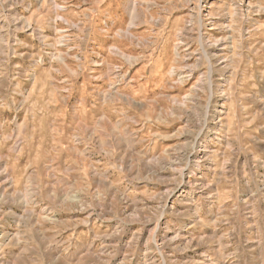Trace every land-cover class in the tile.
<instances>
[{
    "label": "rangeland",
    "instance_id": "obj_1",
    "mask_svg": "<svg viewBox=\"0 0 264 264\" xmlns=\"http://www.w3.org/2000/svg\"><path fill=\"white\" fill-rule=\"evenodd\" d=\"M0 31V264H264V0H0Z\"/></svg>",
    "mask_w": 264,
    "mask_h": 264
},
{
    "label": "bare ground",
    "instance_id": "obj_2",
    "mask_svg": "<svg viewBox=\"0 0 264 264\" xmlns=\"http://www.w3.org/2000/svg\"><path fill=\"white\" fill-rule=\"evenodd\" d=\"M238 9V8H237ZM7 19V18H6ZM1 32V31H0ZM5 39V38H4ZM5 43V42H4ZM226 44V43H225ZM1 47V46H0ZM179 48V47H178ZM9 55V54H8ZM179 56V54L177 53V57ZM216 57V56H215ZM212 58V57H211ZM214 58V57H213ZM211 61V60H210ZM212 62V61H211ZM229 62V61H228ZM211 67V66H210ZM222 67H225V69H227V65H225V66H222ZM211 70V69H210ZM224 70V69H223ZM179 73V72H178ZM182 73V72H181ZM213 72L212 73H210V77L209 78H212V76H213ZM175 75V74H174ZM184 76V75H183ZM185 78V77H184ZM184 78H182V77H180L179 79L181 80V82H184L185 80H184ZM226 81V80H225ZM212 83V82H211ZM210 83V84H211ZM209 85V84H208ZM211 86V85H210ZM187 102V101H186ZM216 112V111H215ZM205 116V115H204ZM207 116H208V112H207ZM216 116V115H215ZM212 117V116H211ZM215 118V117H214ZM205 128V127H204ZM199 132H200V130H199ZM201 133V132H200ZM193 146V145H192ZM195 148V147H194ZM190 161V160H189ZM199 163V162H198ZM197 165V164H196ZM184 176V175H183ZM210 186V185H209ZM198 188V187H197ZM202 189V188H201ZM210 189V188H209ZM165 240V239H164ZM155 243H157V242H155ZM156 248V247H155ZM80 262H81V260H80Z\"/></svg>",
    "mask_w": 264,
    "mask_h": 264
}]
</instances>
